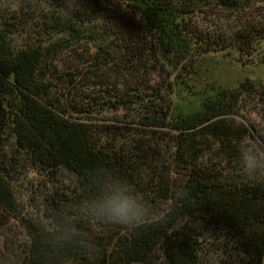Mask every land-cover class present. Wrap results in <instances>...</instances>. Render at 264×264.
I'll use <instances>...</instances> for the list:
<instances>
[{
    "label": "trees",
    "instance_id": "obj_1",
    "mask_svg": "<svg viewBox=\"0 0 264 264\" xmlns=\"http://www.w3.org/2000/svg\"><path fill=\"white\" fill-rule=\"evenodd\" d=\"M262 39L264 0H0V229L26 234L0 264H264V179L237 159L264 147L242 113L264 85L198 80L205 56ZM121 180L152 210L142 226L97 210Z\"/></svg>",
    "mask_w": 264,
    "mask_h": 264
},
{
    "label": "rangeland",
    "instance_id": "obj_2",
    "mask_svg": "<svg viewBox=\"0 0 264 264\" xmlns=\"http://www.w3.org/2000/svg\"><path fill=\"white\" fill-rule=\"evenodd\" d=\"M198 80L202 87H206L208 84H219L226 88H236L241 82L250 80L255 83L264 85V39L259 43H255V49H253L251 55L242 56L240 53L228 51L211 53L200 61L198 69ZM157 81L161 80L158 76H155ZM179 92V91H178ZM255 93V94H254ZM183 95V94H182ZM181 93L173 95L174 102L181 105L182 108L190 105L189 101L182 100ZM255 95V96H254ZM250 98L251 102L243 103L242 110L243 115L251 122L257 124L260 128H264V94L253 92ZM172 106V105H171ZM44 178L37 172H30L28 174V180L25 181L26 190L21 193V205H25V214L37 216V212L43 213L44 203H42V197L39 193L42 192V180ZM63 182H69L70 176L62 174L61 179ZM36 218V217H35ZM14 229L16 233L8 230L0 229V254L4 253L7 248L14 246L21 241V246L26 243V234L22 230V226L18 222H15Z\"/></svg>",
    "mask_w": 264,
    "mask_h": 264
},
{
    "label": "clouds",
    "instance_id": "obj_3",
    "mask_svg": "<svg viewBox=\"0 0 264 264\" xmlns=\"http://www.w3.org/2000/svg\"><path fill=\"white\" fill-rule=\"evenodd\" d=\"M64 4L70 5L71 13L83 10V0H64ZM237 159L243 177L253 181L264 179V147L243 144ZM181 195L176 193V198L180 199ZM97 210L105 223L128 227L142 226L152 216V210L122 180L99 200Z\"/></svg>",
    "mask_w": 264,
    "mask_h": 264
}]
</instances>
